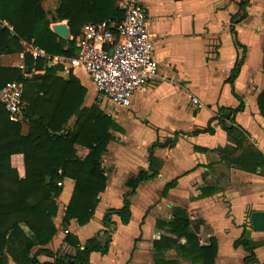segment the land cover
Masks as SVG:
<instances>
[{"label": "crops", "instance_id": "crops-1", "mask_svg": "<svg viewBox=\"0 0 264 264\" xmlns=\"http://www.w3.org/2000/svg\"><path fill=\"white\" fill-rule=\"evenodd\" d=\"M132 4L148 12L159 72L156 79L134 94L129 107H114L97 92L83 68L46 60V67L57 68V78L69 81L72 75L86 90L82 108L98 104L124 132H113L115 139L102 157L107 187L99 197L92 221L84 227L71 221L64 227L65 211L75 189V181L66 178L57 200L58 232L49 245L36 247L32 253L46 249L58 255H75V249L66 243L68 234L75 235L83 245L102 233L106 213L123 207L124 196L130 193L127 183L140 171L149 172L150 148L173 140L178 133L174 147L153 149V156L161 163L159 175L140 185L130 197L132 215L128 225H123L118 216L112 217L115 226L111 227L109 252L105 256L92 253L89 264H154L153 243L161 236L177 238L168 228L159 229L157 222H169L176 208L187 211L191 221L201 227L198 237L202 245L217 241L215 264H246L249 253L235 247L244 238L258 245L254 251L257 264H264V231L256 232L251 221L253 213L264 212V176L261 169L248 173L223 159L221 151L233 144L222 125L214 121L221 109L229 110L225 114L231 116V111L243 106L234 120L249 134L254 149L264 155V118L257 103L264 92V0L116 1L123 10ZM59 6V0L42 3L49 14L50 30L58 35L54 26L66 25L69 37L58 36L73 40L68 21L53 20ZM89 25L97 24H85L78 38ZM2 27L12 30L6 22ZM22 46V53L3 55L1 66L21 69L30 79L44 75V71L31 73L25 67V54L34 58L38 48L25 41ZM241 61L240 72L231 83L232 71ZM100 96L105 103L99 104ZM22 114L18 122H22L23 135H27L30 128ZM76 122L73 116L63 133L72 131ZM209 126L214 134L193 135ZM77 151L81 159L89 154L82 147ZM172 183L175 186L165 193ZM168 256L175 257L173 253ZM37 259L40 263L54 262L45 255ZM177 260L178 264H192L182 257ZM9 264L16 263L10 260Z\"/></svg>", "mask_w": 264, "mask_h": 264}, {"label": "trees", "instance_id": "trees-1", "mask_svg": "<svg viewBox=\"0 0 264 264\" xmlns=\"http://www.w3.org/2000/svg\"><path fill=\"white\" fill-rule=\"evenodd\" d=\"M44 0H0V59L3 55L22 53V42L32 44L50 56L74 57L77 53L76 39L85 24H100L105 21L120 24L126 11L116 5L117 0H59L60 6L54 21H68L73 40H65L50 30L49 14L42 7ZM245 17V16H243ZM241 17V19L243 18ZM6 22L9 27H2ZM238 22V21H237ZM243 61V60H242ZM242 61L232 71V83L240 72ZM25 67L30 72H42L26 78L23 70L4 68L0 64V92L10 83L24 86L22 115L28 122L29 132L22 133V122H14L5 107L0 104V264H89L92 253L108 254L112 241L113 216H118L123 225L131 219L130 197L144 182L159 175L161 163L153 156L156 147H174L179 134L165 144H154L150 148V168L127 183L130 193L124 196L121 209L109 210L104 219V230L98 236L81 244L73 234H68L66 243L75 249V255H58L36 247H46L58 230L55 218L58 214V198L63 188L58 183L66 178L75 181L71 201L63 219L64 227L76 221L80 227L88 225L94 218L100 195L106 190L107 178L102 167V157L108 145L114 141L113 132L124 130L105 114L98 104L82 108L86 90L79 81L70 76L64 81L55 76L57 68L46 67V60L25 54ZM264 118V92L257 100ZM243 106L225 114L221 109L214 118L226 131L232 146L221 151L223 159L230 165L248 173L261 169L264 176V155L249 142V134L238 126L234 115ZM77 117L75 127L65 132L68 121ZM227 125L231 127L228 128ZM214 134L209 126L193 135ZM77 147L89 151L81 159ZM244 150L241 156L236 153ZM175 183L165 188V193ZM159 229H169L176 239L161 236L153 243L154 264H178L182 257L192 264H215L218 245L212 239L202 245L198 235L201 227L194 224L187 211L176 208L169 222L158 221ZM235 247H243L249 257L246 264H257L254 253L257 244L240 239ZM173 253L175 257L168 256ZM39 255L54 259L53 263H40Z\"/></svg>", "mask_w": 264, "mask_h": 264}, {"label": "built area", "instance_id": "built-area-1", "mask_svg": "<svg viewBox=\"0 0 264 264\" xmlns=\"http://www.w3.org/2000/svg\"><path fill=\"white\" fill-rule=\"evenodd\" d=\"M120 24L105 21L85 28L76 40L77 53L71 58H54L38 49L34 58L58 61L68 67L83 68L99 94L116 108L131 105L134 94L156 79L159 66L154 56V42L148 28V12L138 4L126 7ZM24 86L8 84L0 92L10 119L18 122L23 107ZM194 104H198L194 100ZM62 187L63 182L58 183Z\"/></svg>", "mask_w": 264, "mask_h": 264}, {"label": "water", "instance_id": "water-1", "mask_svg": "<svg viewBox=\"0 0 264 264\" xmlns=\"http://www.w3.org/2000/svg\"><path fill=\"white\" fill-rule=\"evenodd\" d=\"M54 31L64 37H69V31L66 25H57L54 26ZM228 128H230V125H227ZM252 226L256 232H263L264 231V212H255L252 214L251 217Z\"/></svg>", "mask_w": 264, "mask_h": 264}, {"label": "rangeland", "instance_id": "rangeland-1", "mask_svg": "<svg viewBox=\"0 0 264 264\" xmlns=\"http://www.w3.org/2000/svg\"><path fill=\"white\" fill-rule=\"evenodd\" d=\"M100 98H102V97L100 96ZM102 102L105 103L106 101L102 98V100L99 101V104H102ZM105 106H106V109L108 110V104L107 103H106Z\"/></svg>", "mask_w": 264, "mask_h": 264}]
</instances>
